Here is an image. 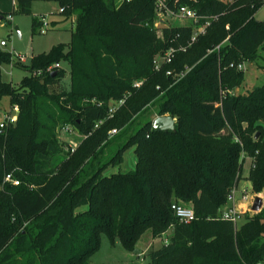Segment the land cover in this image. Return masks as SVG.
I'll list each match as a JSON object with an SVG mask.
<instances>
[{"label": "trees", "instance_id": "trees-1", "mask_svg": "<svg viewBox=\"0 0 264 264\" xmlns=\"http://www.w3.org/2000/svg\"><path fill=\"white\" fill-rule=\"evenodd\" d=\"M33 1L16 0L17 10L31 15ZM56 1L74 18L68 45L30 65L0 47V117L5 96L18 107L16 122L0 127V264H89L103 234L134 251L146 230L161 244L146 264L264 261V203L237 223L221 216L243 180L264 196V82L240 91L238 67L262 60L264 74V0H165L198 18L161 29L159 0ZM42 23L34 17V33ZM62 61L70 83L54 91L67 72L46 69ZM3 63L29 72L18 87L2 80ZM151 112L175 118L176 131H155ZM66 125L83 135L74 149L60 139ZM128 150L136 161L123 171ZM174 203L195 219L180 220Z\"/></svg>", "mask_w": 264, "mask_h": 264}, {"label": "rangeland", "instance_id": "rangeland-1", "mask_svg": "<svg viewBox=\"0 0 264 264\" xmlns=\"http://www.w3.org/2000/svg\"><path fill=\"white\" fill-rule=\"evenodd\" d=\"M0 4L10 8L7 14L2 15L5 18L0 20V40H5L7 42V45L2 46V48L12 53L13 62L18 61V56H24L25 62H23V64L30 65L34 56L50 51V49L57 44L68 45L70 43L75 22L73 19H66L64 15L59 13L60 6L58 1L34 0L31 15L21 14L17 10V7L13 9V0H0ZM9 14H11V18H9ZM34 17H39L40 19L44 18L49 23V27H47L44 32H39V30H37V32L34 33L32 30V21ZM160 18L162 20H158V29H161L165 25L180 26L192 22L190 19L180 17L173 18L165 15ZM256 18L264 21V5L257 12ZM259 63H263V61L259 60L243 64L246 77L240 91L247 92V90L252 89L254 86H259L264 82V74L257 67ZM61 68L67 72V75L51 86L54 91L67 88L70 83L68 76L70 70L69 63L67 61H62ZM1 74L4 82L12 83L13 86L18 87L22 78L29 74V72L19 66H14L13 63H3L1 65ZM121 104L115 103L113 106L117 109ZM10 109L9 97L5 96L1 101L0 120L4 118ZM158 116L159 115L155 112H151L150 114L152 120ZM113 133L115 132L113 131ZM82 138L83 135L74 128L69 132H65L64 130L60 132V139L68 143L73 149L78 146ZM135 161L136 156L133 150H128L125 153V162L121 165L122 170L128 171L134 169ZM248 169L249 161H246L244 166L245 175L248 173ZM242 189H246L251 197V204L249 203L248 206H246V210L242 212L243 214L251 213L253 212L251 207L255 197L261 196L264 199V196L262 194H256L253 191L249 180H243L241 182L240 189L237 192L238 198L241 196ZM152 240L153 238L150 230H146L142 233L136 249L134 251H128L124 248L120 240L111 243L108 237L103 234L101 247L98 252L91 256L89 264H146L149 260L147 255L149 250L161 245L156 242L152 245ZM136 250L139 251L136 252Z\"/></svg>", "mask_w": 264, "mask_h": 264}, {"label": "built area", "instance_id": "built-area-1", "mask_svg": "<svg viewBox=\"0 0 264 264\" xmlns=\"http://www.w3.org/2000/svg\"><path fill=\"white\" fill-rule=\"evenodd\" d=\"M61 11L63 10L60 9V12ZM164 15L167 17H173V18L180 17V18L190 19L193 21H196L198 18L195 11L189 8L188 6H181L178 8V10L174 11L166 6L165 0H159L157 4V20L155 22V27L157 29H158V20L159 19L162 20L160 17ZM9 18H11V15H9ZM42 22L43 23L40 28V32H44V30L47 27H49V23L44 18L42 19ZM209 24H210L209 21H207L203 27L196 29L192 35L191 42H194L200 33H205L206 26ZM6 44L7 42L5 40H2L0 42L1 46H5ZM175 52H176L175 48H170L163 55L158 56L154 61L155 68L159 70L162 64L171 62L172 58L174 57ZM18 61L21 63L25 62V57L18 56ZM238 67L240 69L243 68V64H240ZM56 69H61V63H55L53 65H50L46 69V71L53 72ZM171 73H172L171 71L167 72L168 75H170ZM182 76L183 74L178 77H182ZM139 84L140 83H137L136 85L138 86ZM118 103L121 104L123 103V101L121 100ZM115 110H116V107L111 106L110 113H113ZM17 111H18V107L17 106L13 107V109H11L10 112H8L4 116V118L0 121V127L3 128L5 127V125L9 123H15L17 120ZM63 130L65 132H69L72 130V128L69 125H66L63 128ZM5 181L12 182L15 185L19 184V181L17 179H14L11 175H7L5 178ZM239 189H240V186L238 188H234L233 190H231V192L228 195L227 206L222 211V214H221V216L224 219L230 220L234 223H237L241 219V216L243 214L242 211L246 210V206H248L249 203L251 204V197L249 195V192H247L246 189L241 190V196L238 198L237 192L239 191ZM238 202L244 204L245 206L241 208L238 207L239 205ZM172 209L175 215L182 221L190 222L195 219V212L192 208H188V207L174 203L172 204ZM254 264H264V261H258Z\"/></svg>", "mask_w": 264, "mask_h": 264}, {"label": "water", "instance_id": "water-1", "mask_svg": "<svg viewBox=\"0 0 264 264\" xmlns=\"http://www.w3.org/2000/svg\"><path fill=\"white\" fill-rule=\"evenodd\" d=\"M0 19H3L1 16ZM18 30V29H17ZM53 76L57 75V71L52 73ZM176 119L173 118L171 115H161L156 117L152 121V126L155 131L158 132H175L176 131ZM264 200L261 196H256L255 200L252 204L251 210L253 212H259L263 207ZM139 250H136L138 252Z\"/></svg>", "mask_w": 264, "mask_h": 264}, {"label": "crops", "instance_id": "crops-1", "mask_svg": "<svg viewBox=\"0 0 264 264\" xmlns=\"http://www.w3.org/2000/svg\"><path fill=\"white\" fill-rule=\"evenodd\" d=\"M13 6H14V8L13 9H15V7H16V0H13ZM10 8H7V6H3V5H1L0 4V11L2 12V13H8L7 11L9 10ZM59 13H60V10H59ZM9 15H11V14H9ZM1 17V16H0ZM73 20H74V18H72ZM1 20V19H0ZM2 40H0V42H1ZM7 45V44H6ZM5 45V46H6ZM0 47H2L1 45H0ZM11 110V109H10ZM10 110H9V112H10ZM246 172V171H245ZM245 205L244 204H242V203H239V205H238V207H244ZM153 241V240H152ZM152 245H154V241H153V243H152Z\"/></svg>", "mask_w": 264, "mask_h": 264}]
</instances>
